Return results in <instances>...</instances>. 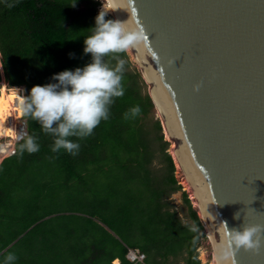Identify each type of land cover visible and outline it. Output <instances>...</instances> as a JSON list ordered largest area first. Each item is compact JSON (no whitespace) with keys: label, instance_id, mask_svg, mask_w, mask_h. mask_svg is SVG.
<instances>
[{"label":"trees","instance_id":"16d2710c","mask_svg":"<svg viewBox=\"0 0 264 264\" xmlns=\"http://www.w3.org/2000/svg\"><path fill=\"white\" fill-rule=\"evenodd\" d=\"M73 3L0 0V81L27 95L53 73L90 62L83 40L99 2ZM120 60L124 95L91 135L71 138L80 144L75 156L53 152V137L22 115L40 147L21 151L22 139L0 162V259L13 252L9 264H128L127 249L137 248L145 264H201L203 225L184 191L183 216L171 209L181 186L146 84L126 51L103 57L110 67ZM134 105L139 114L125 119Z\"/></svg>","mask_w":264,"mask_h":264},{"label":"water","instance_id":"95a60500","mask_svg":"<svg viewBox=\"0 0 264 264\" xmlns=\"http://www.w3.org/2000/svg\"><path fill=\"white\" fill-rule=\"evenodd\" d=\"M114 12L144 33L130 50L220 264H264V0H129ZM257 225V247L231 242Z\"/></svg>","mask_w":264,"mask_h":264},{"label":"clouds","instance_id":"9594fccd","mask_svg":"<svg viewBox=\"0 0 264 264\" xmlns=\"http://www.w3.org/2000/svg\"><path fill=\"white\" fill-rule=\"evenodd\" d=\"M75 2L76 0L72 5ZM128 2L129 0H101L91 33L83 40V52L91 54L89 63L53 73L48 83L32 85L27 90V95L23 94V88H14L20 113L37 121L42 131L53 137V152L63 149L75 156L80 144L78 139L71 138L91 135L102 119L109 118V105L114 102V98L124 95L120 75L124 61L120 60L115 67H110L103 61V57L130 48L140 49L142 46L144 33L130 19H106L109 11L126 9ZM140 110L139 105L130 107L124 113L125 119L130 118L129 114L131 118L135 117ZM37 139L25 134L20 150L29 153L38 151L40 145ZM258 229L257 225L234 232L231 242L237 247L255 248L259 241H253L251 237ZM231 255L229 249L224 258ZM16 259L13 252H8L0 259V264H9Z\"/></svg>","mask_w":264,"mask_h":264},{"label":"bare ground","instance_id":"6f19581e","mask_svg":"<svg viewBox=\"0 0 264 264\" xmlns=\"http://www.w3.org/2000/svg\"><path fill=\"white\" fill-rule=\"evenodd\" d=\"M109 13L114 17V19H117L116 15H115V12L114 11H109ZM131 52L130 49H128ZM133 55V54H132ZM133 58L136 61L134 55H133ZM138 64V63H137ZM139 65V64H138ZM139 67V70L141 71L142 75L144 76V78L146 79L145 75L143 74L140 66ZM14 88H18V87H11L9 89L6 88V86H2V88L0 89V137H10L13 135V132H14V124H10V125H6L5 121L8 117L11 118V121H14L16 118H19L21 113L19 111V109L17 108V101H16V98H15V89ZM150 96L152 98V100L154 101L155 103V106H156V111H157V114L161 120V125H162V129H163V133H164V137L167 141L170 142V154L172 156V159L174 161V165L176 167V169H179L183 172L184 174V179L182 184L184 186V188L189 191V195H190V198L192 199V203L195 207V209L197 210L198 212V215L200 216V218L202 219L204 225H205V228L207 229V234L212 242V245H213V261H214V264H220V261H219V257H218V254H217V250H216V247L214 245V242L212 240V237L210 235V232L208 230V227L206 225V222H205V219H204V216H203V213H202V210H201V207L199 205V202H198V199H197V196H196V193H195V190H194V187L190 181V179L188 178L182 164L180 163L175 151H174V142L171 140L170 136H169V133H168V130H167V127H166V124H165V120L163 118V115L160 111V108L157 104V101L154 97V94L150 88Z\"/></svg>","mask_w":264,"mask_h":264},{"label":"rangeland","instance_id":"374dc122","mask_svg":"<svg viewBox=\"0 0 264 264\" xmlns=\"http://www.w3.org/2000/svg\"><path fill=\"white\" fill-rule=\"evenodd\" d=\"M98 2H99L98 9H100V7H101V0H98ZM108 14H110V13L108 12ZM110 15H111V14H110ZM111 16H112V15H111ZM113 19H114V17H113ZM126 53H127V55H128V59H129V61L131 62V64H132V65L137 69V71L140 73V70H139L138 64H137V62H135L132 53H130L129 50H127ZM140 75H141V78L143 79L141 73H140ZM143 81L145 82L144 79H143ZM145 84H146V90H147V92H148V84H147L146 82H145ZM3 85L6 86L7 89H9V87H7L6 83H5L4 80L2 79V80L0 81V89L2 88ZM18 89H19V88H18ZM23 94H24V93H23ZM155 116H156V117L159 119V121H160V118H159V116H158V114H157L156 109H155ZM5 122L7 123V121H5ZM160 122H161V121H160ZM162 131H163V129H162ZM163 134H164V133H163ZM164 139H165V137H164ZM6 140H7V139H5L4 137H0V143L5 142ZM165 140H166V139H165ZM167 142H169V141H167ZM168 152H169V154H170V142H169V149H168ZM170 155H171V154H170ZM171 157H172V156H171ZM2 160H3V159H2ZM2 160H0V162H1ZM172 160H173V159H172ZM173 164H174V161H173ZM174 168H175V170H174V176H175V179L177 180V183L180 184V186H181V191H178V192H176V193L171 194V196H170V198H169L168 200H169V202H170V204H171V209L176 210V211L179 213V215L182 217L183 214H184V211H185V208H184V205H183V200H182V192H183V191L187 194V197H188V199H189V201H190V204H191L192 208L195 209V207H194V205H193V203H192V199L190 198L189 191H187V190L184 188L183 184H182V182H183L182 179H184V178H183V177H184L183 172H182L181 170H179V169H176L175 165H174ZM195 211H196V213H197V216L199 217L198 212H197L196 209H195ZM199 219H200V221H201V223H202V225H203L204 237L200 238L199 243H198V246H197V248H196L197 258H198V260L200 261L201 264H214V261H213V258H214V257H213V245H212V242H211V240H210V238H209V236H208V234H207V229L205 228V225H204L202 219H201L200 217H199Z\"/></svg>","mask_w":264,"mask_h":264},{"label":"built area","instance_id":"2783aa9c","mask_svg":"<svg viewBox=\"0 0 264 264\" xmlns=\"http://www.w3.org/2000/svg\"><path fill=\"white\" fill-rule=\"evenodd\" d=\"M6 125L14 124V132L10 137H4L7 139L5 142L0 143V160L9 157L15 152V144L23 139V136L27 134L26 124L23 120L22 114L19 118L11 121V118L6 119ZM126 259L128 264H145V254L137 248H128L126 252ZM118 264V263H117Z\"/></svg>","mask_w":264,"mask_h":264},{"label":"crops","instance_id":"0c3cea01","mask_svg":"<svg viewBox=\"0 0 264 264\" xmlns=\"http://www.w3.org/2000/svg\"><path fill=\"white\" fill-rule=\"evenodd\" d=\"M113 263H114V264H117V263H118V260H114Z\"/></svg>","mask_w":264,"mask_h":264}]
</instances>
